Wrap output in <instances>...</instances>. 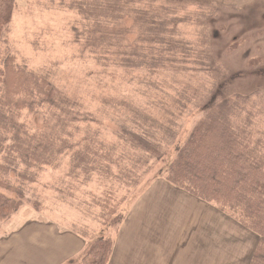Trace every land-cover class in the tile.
<instances>
[{
	"label": "trees",
	"instance_id": "16d2710c",
	"mask_svg": "<svg viewBox=\"0 0 264 264\" xmlns=\"http://www.w3.org/2000/svg\"><path fill=\"white\" fill-rule=\"evenodd\" d=\"M16 1L0 0V222L22 206L50 212L78 191L77 183L93 184L100 191L95 204L105 233L127 213L119 209L126 200L117 197L120 188L131 195L150 162L168 157L158 182L247 231L255 243L242 264H264V124L256 122L264 115L261 92L213 96L217 67L209 44L184 37L181 29L196 17L208 22L224 6L211 18L188 19L190 14L163 11L155 0L72 1L75 43L96 68L88 77L103 80L102 97L93 106L8 49ZM204 32L209 43L208 25ZM254 63L262 57L249 61ZM111 78L119 82L107 88ZM190 112L197 118L180 138L177 126ZM62 164L67 170L54 183L39 185L46 168ZM36 185L41 192L34 196ZM47 191L60 197L48 196L56 200L49 207ZM121 236L120 230L115 238L85 235L80 264H112Z\"/></svg>",
	"mask_w": 264,
	"mask_h": 264
},
{
	"label": "rangeland",
	"instance_id": "374dc122",
	"mask_svg": "<svg viewBox=\"0 0 264 264\" xmlns=\"http://www.w3.org/2000/svg\"><path fill=\"white\" fill-rule=\"evenodd\" d=\"M72 1L75 0H17L6 42L17 60L24 61L29 68L49 71L53 79L63 86V91H67L65 93L79 94L83 103L95 106L102 97L103 80L97 76L88 77L89 72L96 68L91 59L84 58L81 44L75 43L72 25L78 15L71 8ZM153 5L179 16L190 14L188 19L199 14L211 18L218 7L224 6L208 22L196 17L181 25L184 37L209 44L211 60L217 67L213 72L217 82H210L213 96L228 97L260 91L264 102V0H155ZM207 25L209 43L204 32ZM257 57H262L261 64H249ZM118 82L117 78L106 79V87ZM209 101L210 98L206 103ZM261 109L264 111V107ZM195 114L190 112L180 119L178 137L188 134L197 118ZM256 122L263 126L264 115L259 114ZM108 128L111 129L112 125L109 124ZM105 132L103 125V136ZM167 159L143 165L142 170H149L131 195L125 187H119L121 191L117 197L124 194L126 199L119 209H125L127 213L115 229L107 227L105 233L100 234L102 226L97 218L100 207L95 204L100 191L93 184L78 183L74 186L78 191L71 196H63L62 199L66 200L60 201L61 204L50 212L44 209L41 215L24 207L17 214L13 213L11 226L21 223L26 215H34L46 219L54 235L67 234L70 229L69 232L94 239L98 236L114 237L120 230L124 239L116 243L118 250L112 254L113 259H117L114 264H225L229 248L231 260L226 264H238V255L241 256L243 250L246 252L251 244L254 246L252 236L236 223H231L232 220L218 216L214 209L206 210L205 204L202 206L187 193L175 192L174 188L161 184L162 179L158 182V172ZM66 170L65 164L57 170L46 168L40 174L39 185L45 181L54 183V178ZM70 179L68 177L66 182ZM39 185L33 188L34 196L41 192ZM51 195L60 198L53 192H46L47 199ZM55 202V199H48L46 203L49 207ZM3 225L0 222V229ZM125 229H128L130 241L126 240ZM210 229V238L203 240L207 244L198 248L200 242L195 238V230ZM140 245L144 250L137 249ZM155 249L158 252L156 257L151 255ZM125 257L128 262L124 261Z\"/></svg>",
	"mask_w": 264,
	"mask_h": 264
},
{
	"label": "crops",
	"instance_id": "0c3cea01",
	"mask_svg": "<svg viewBox=\"0 0 264 264\" xmlns=\"http://www.w3.org/2000/svg\"><path fill=\"white\" fill-rule=\"evenodd\" d=\"M24 207L31 208V211L41 214V211H36L30 206L21 208ZM21 208L16 211V214ZM14 215L2 222L4 227L0 229V264H79L87 248L85 236L82 237L74 231L69 232L70 229L67 234L54 235L46 219L34 215H26L21 223L16 222L15 226H11ZM51 215L53 214H49V216ZM195 231L197 232L195 238H197V242H200L198 248L205 247L207 242L205 243L203 240L210 238L208 231L211 229ZM126 237V240L130 241L129 237ZM121 238L123 239V237ZM128 245L125 244V247H129ZM137 249L144 250L141 245ZM117 250L118 246L115 252ZM157 253L156 249L151 251V255L155 257L158 256ZM245 254V250H243L241 256L238 255V264H242L246 260ZM116 260L112 257V264ZM228 260H231L230 248L225 264ZM124 261L128 262V259L125 257Z\"/></svg>",
	"mask_w": 264,
	"mask_h": 264
}]
</instances>
